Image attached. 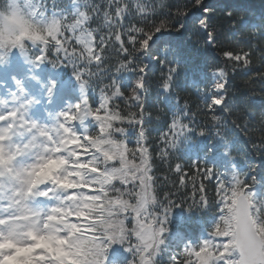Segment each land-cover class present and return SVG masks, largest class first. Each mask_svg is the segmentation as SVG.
Listing matches in <instances>:
<instances>
[{"label":"snow or ice","instance_id":"obj_1","mask_svg":"<svg viewBox=\"0 0 264 264\" xmlns=\"http://www.w3.org/2000/svg\"><path fill=\"white\" fill-rule=\"evenodd\" d=\"M0 264H264V0H0Z\"/></svg>","mask_w":264,"mask_h":264},{"label":"trees","instance_id":"obj_2","mask_svg":"<svg viewBox=\"0 0 264 264\" xmlns=\"http://www.w3.org/2000/svg\"><path fill=\"white\" fill-rule=\"evenodd\" d=\"M249 2L259 10L261 8L262 0H249Z\"/></svg>","mask_w":264,"mask_h":264}]
</instances>
